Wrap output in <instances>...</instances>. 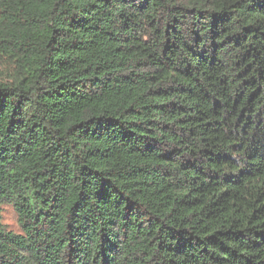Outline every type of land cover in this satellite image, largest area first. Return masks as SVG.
I'll return each mask as SVG.
<instances>
[{
    "label": "trees",
    "instance_id": "obj_1",
    "mask_svg": "<svg viewBox=\"0 0 264 264\" xmlns=\"http://www.w3.org/2000/svg\"><path fill=\"white\" fill-rule=\"evenodd\" d=\"M0 264H264V0H0Z\"/></svg>",
    "mask_w": 264,
    "mask_h": 264
},
{
    "label": "rangeland",
    "instance_id": "obj_2",
    "mask_svg": "<svg viewBox=\"0 0 264 264\" xmlns=\"http://www.w3.org/2000/svg\"><path fill=\"white\" fill-rule=\"evenodd\" d=\"M2 221L8 224L11 229L17 230L16 218L11 208L9 207L4 208Z\"/></svg>",
    "mask_w": 264,
    "mask_h": 264
}]
</instances>
